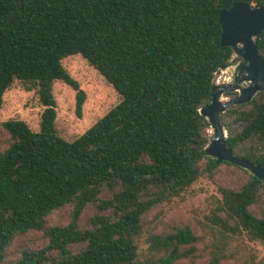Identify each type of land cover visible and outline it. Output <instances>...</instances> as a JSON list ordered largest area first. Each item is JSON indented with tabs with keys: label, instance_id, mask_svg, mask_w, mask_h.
Masks as SVG:
<instances>
[{
	"label": "trees",
	"instance_id": "trees-1",
	"mask_svg": "<svg viewBox=\"0 0 264 264\" xmlns=\"http://www.w3.org/2000/svg\"><path fill=\"white\" fill-rule=\"evenodd\" d=\"M264 0H0V111L14 81L44 107L38 130L19 118L0 121V264H174L195 256L189 226L136 242L148 211L226 165L246 175L220 184L206 219L222 237L264 242V182L239 166L204 155L209 124L198 112L211 80L231 56L221 45L218 13L235 2ZM256 46L264 57V29ZM80 54L121 95L118 104L72 140L56 130L53 82L85 92L62 65ZM232 93H226V96ZM228 146L264 166V90L221 115ZM96 212L79 225L87 205ZM71 205L69 221L47 215ZM42 231L47 243L7 259L13 239ZM72 244H82L73 251ZM188 245V247H184ZM206 264H256L213 243Z\"/></svg>",
	"mask_w": 264,
	"mask_h": 264
},
{
	"label": "rangeland",
	"instance_id": "rangeland-1",
	"mask_svg": "<svg viewBox=\"0 0 264 264\" xmlns=\"http://www.w3.org/2000/svg\"><path fill=\"white\" fill-rule=\"evenodd\" d=\"M62 65L85 92L81 116L78 117L75 113L76 91L61 80L53 82V95L56 101V130L65 139L72 140L118 104L121 95L80 54H72L63 58ZM222 80V77L218 78L219 82ZM43 108L34 89L27 90L23 83L14 81L3 94L0 121L19 118L36 131L39 128ZM244 178L246 175L237 169L222 165L212 178L200 177L179 196L148 211L143 219L142 232L136 239L140 257L144 259L148 254V235L166 233L176 227L189 226L198 237L194 245L195 256L177 260L174 264H206L209 257L208 251L213 243L223 245L226 251H233L237 257L241 253L243 256L250 255L256 264H264V242L249 241L242 235L222 237L217 227L212 226L206 219L219 197L218 185H235L241 183ZM262 198H264L263 193ZM71 210L72 206L66 205L53 211L47 215V224L67 223ZM95 212L94 205H87L79 217V225L88 227L90 217ZM47 241L42 231L33 230L18 235L7 249V259L14 260L19 257L22 249L42 247ZM81 246L82 244H72L70 247L76 251Z\"/></svg>",
	"mask_w": 264,
	"mask_h": 264
},
{
	"label": "water",
	"instance_id": "water-1",
	"mask_svg": "<svg viewBox=\"0 0 264 264\" xmlns=\"http://www.w3.org/2000/svg\"><path fill=\"white\" fill-rule=\"evenodd\" d=\"M221 26L220 43L231 48V56L219 64L211 80L210 100L198 112L209 124L204 155L217 163L235 164L264 182V166L237 155L228 146L227 129L221 115L230 106L247 103L264 90V57L256 46L264 29V1L249 5L239 1L218 13ZM222 77V81L218 78ZM226 93H234L227 97Z\"/></svg>",
	"mask_w": 264,
	"mask_h": 264
}]
</instances>
